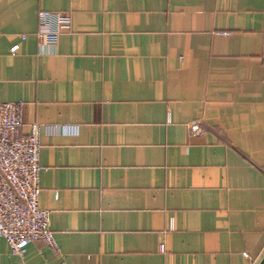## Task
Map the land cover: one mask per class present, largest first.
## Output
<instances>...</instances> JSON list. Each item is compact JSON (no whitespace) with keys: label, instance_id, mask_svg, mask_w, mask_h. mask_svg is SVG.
<instances>
[{"label":"crops","instance_id":"crops-1","mask_svg":"<svg viewBox=\"0 0 264 264\" xmlns=\"http://www.w3.org/2000/svg\"><path fill=\"white\" fill-rule=\"evenodd\" d=\"M38 10L69 15L53 52L37 49ZM14 100L18 134L40 125L57 250L17 256L0 237V264L264 253V0H0V102Z\"/></svg>","mask_w":264,"mask_h":264},{"label":"built area","instance_id":"built-area-1","mask_svg":"<svg viewBox=\"0 0 264 264\" xmlns=\"http://www.w3.org/2000/svg\"><path fill=\"white\" fill-rule=\"evenodd\" d=\"M68 28V13L38 10L34 31L38 51L53 52L58 34ZM15 49L16 45H12L9 51L12 53ZM22 105V100L0 102V237L9 252L17 256H21L32 241L57 250L48 227V212L37 204L40 125L32 123L27 133H17L22 122ZM44 128L61 132L75 130L71 124H51ZM189 129L196 131L197 126L191 124ZM241 255L245 257L246 253Z\"/></svg>","mask_w":264,"mask_h":264},{"label":"water","instance_id":"water-1","mask_svg":"<svg viewBox=\"0 0 264 264\" xmlns=\"http://www.w3.org/2000/svg\"><path fill=\"white\" fill-rule=\"evenodd\" d=\"M256 264H264V253L262 254V256L260 257V259Z\"/></svg>","mask_w":264,"mask_h":264}]
</instances>
